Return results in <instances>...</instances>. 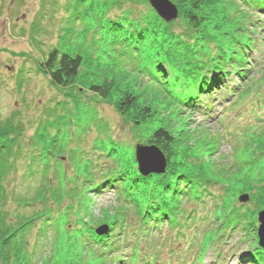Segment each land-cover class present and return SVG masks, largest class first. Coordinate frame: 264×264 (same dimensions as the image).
I'll return each mask as SVG.
<instances>
[{
    "label": "trees",
    "instance_id": "16d2710c",
    "mask_svg": "<svg viewBox=\"0 0 264 264\" xmlns=\"http://www.w3.org/2000/svg\"><path fill=\"white\" fill-rule=\"evenodd\" d=\"M171 1L178 7V16L187 29L203 34L207 43L214 34L208 36L205 29H211L223 39V46L216 50L217 54L210 55L198 39L193 43L187 41L184 48L188 58L174 50L169 42L170 34L166 46H161L157 43L158 33L174 20L165 22L152 9L153 17L148 18L150 26L145 24L130 30L134 33L131 41L136 43L135 48L140 44L148 51V57L140 59L139 64L142 73L156 80L151 82L150 94H158L161 103L172 108L175 118H180L173 111L175 106L181 111L189 110L191 117L192 113L213 112L214 106L221 105L218 124L222 126L230 113L239 115L255 125L256 133L261 136L258 145L245 146V158L237 170L231 171L224 163L226 170L215 172V162L213 167L205 165L204 156H197L196 151H208L209 156L218 153L219 131L205 126L194 128L189 120L181 127L149 128L143 121L153 118L154 110L141 102L138 83L133 88H123V84L116 87L113 77L89 82V90L99 98L114 99L118 114L131 124L134 139L160 148L166 160L165 171L142 176L135 167L134 154L133 157L126 154L118 144L109 149L101 140L95 143L97 146L93 144V149L109 158L110 166L106 164L96 178V171L88 166L69 179L59 177L55 171L49 176V166L57 161V151H54L56 136L49 140L47 131L39 136L41 148L32 160L42 162L38 171L42 179L29 186L26 194L14 190L11 194L16 206H34V210L31 214L18 211L10 214L4 209L7 194L4 181L7 182L11 167L7 161L13 140L2 135L10 131L19 133L22 128L14 123L19 116L12 114L11 123L0 121V264H118L126 260L129 264H218L221 240L228 241L233 230H241L243 239L255 241L256 214L264 208L261 207L264 204V68L257 69L256 61L252 62L257 52L264 56V38L260 37L264 31V0ZM261 22L258 29L256 24ZM252 31L259 36L254 37ZM194 57L200 60L196 62ZM80 64V54L70 55L53 48L37 62V68L54 86L69 87L77 78ZM230 74L238 80L228 87ZM7 129L10 131L5 133ZM81 172L83 180L77 176ZM100 187L116 190V205L102 208L98 216L90 199ZM242 192L249 194V201H238ZM34 222L38 223L40 234L43 232L41 237L49 240L36 244V247L48 246L37 257L26 239L28 226ZM101 224L109 229L98 235L95 230ZM49 228L53 231L51 237ZM60 243L62 254L57 253V257L48 249L60 250ZM258 249L255 247L248 253L250 264H264V255L263 262L258 261ZM210 251L212 260L206 263L203 260Z\"/></svg>",
    "mask_w": 264,
    "mask_h": 264
},
{
    "label": "rangeland",
    "instance_id": "374dc122",
    "mask_svg": "<svg viewBox=\"0 0 264 264\" xmlns=\"http://www.w3.org/2000/svg\"><path fill=\"white\" fill-rule=\"evenodd\" d=\"M152 9L145 0H0V121L7 120L11 123L10 116L15 114L19 116L16 117L18 121H14L16 127H22L19 133H11L7 129L5 133L10 132L2 135L13 140L7 161L11 167L7 173V182L4 181L7 191L4 209L10 214L13 211L31 214L34 210V206H16L11 194L13 190L15 193L26 194L29 186H35L42 179L39 173L42 162H33V155L41 148L38 139L42 133L49 131V140L56 136L54 151H57V161L50 163L49 176L55 171L59 177L65 176L67 179L74 177L86 166L89 170L93 167L96 178L107 165L110 166L109 158L99 155L93 149V144H98L101 140L106 142L109 149L117 144L122 146L131 157L134 156L135 145L142 143L133 138L132 126L118 114L114 99L99 98L89 90V82L96 83L113 77L116 87L123 84V88H133L138 83L142 94L141 102L154 110L153 118L143 121L149 128L160 125L167 128L181 127L184 121L189 120L194 128L202 129L205 126L211 131H219L220 137L216 143L218 153L209 156L208 151H196L197 156H204L205 165L212 166L213 161L215 162V172L225 171V165L231 167V171L237 170L245 158L247 146L258 145L261 136L256 133L255 125L245 122L239 115L233 116L235 114L230 113L229 116L232 117L228 116L229 119L222 126L218 124L217 112L222 109L221 105L214 106L213 112L208 110L205 114L192 113L191 117L189 110L181 111L175 106L173 111L180 116L175 118L172 108L163 105L158 94H150L151 82L156 80L142 73L143 68L139 64L140 59L148 57V51L140 44L135 48L136 43L131 41L134 33H130V30L145 24L150 26L148 18L153 17L155 11ZM169 25L158 33L157 43L166 46L170 34L169 42L173 43L174 50L177 49L186 58L189 57L184 48L187 41L193 43L198 39L199 44H203V49L209 51L210 55L217 54L216 50L222 49L223 39L211 29H205L208 36L211 32L214 34L207 43L203 34L187 29L179 16ZM261 25L262 22L256 24L258 29ZM252 33L255 34L254 37L259 36L254 31ZM263 33L264 31L260 34L261 38H264ZM53 48L70 55L80 54L81 64L72 86H54L37 68V62L43 60ZM261 54L257 52L255 60H252V63L256 61L254 66H258L257 69L264 68V56ZM193 60L197 62L200 57H194ZM154 70L160 72L159 69ZM229 77L226 81L228 87L238 80L236 75L230 74ZM216 95L219 98L218 91ZM246 113L250 114L248 111ZM135 167L137 168V163ZM77 176L82 180L84 178L82 172ZM99 189L97 195L92 194L90 199L94 214L98 216L102 208L116 205V190ZM49 231L48 235L51 237L53 231L51 228ZM26 232L29 248L35 250L37 257L48 246L36 247V244H44L48 239L41 237L43 232L40 234L37 222L28 226ZM229 235L228 241L221 240L218 264H250L252 259L247 252H252L256 247V238L255 241L247 240V237L243 239L242 232L238 229ZM176 241L179 243L178 239ZM59 248L57 251L51 247L48 250H52L58 257L57 253L62 254L61 243ZM211 252L207 253L204 262H211ZM256 252L259 254L258 261L263 262V252L260 248ZM216 253L213 252L215 255ZM118 264L129 263L126 260Z\"/></svg>",
    "mask_w": 264,
    "mask_h": 264
},
{
    "label": "water",
    "instance_id": "95a60500",
    "mask_svg": "<svg viewBox=\"0 0 264 264\" xmlns=\"http://www.w3.org/2000/svg\"><path fill=\"white\" fill-rule=\"evenodd\" d=\"M157 14L165 21L169 22L178 16V7L171 0H147ZM135 159L137 168L141 175L145 176L151 173H163L166 167V160L163 152L156 145H135ZM238 200L246 202L249 200L248 193L240 194ZM259 226L257 229L258 244L264 248V209L257 213ZM106 224H101L96 228L98 235H103L108 231Z\"/></svg>",
    "mask_w": 264,
    "mask_h": 264
},
{
    "label": "snow or ice",
    "instance_id": "6c2138e0",
    "mask_svg": "<svg viewBox=\"0 0 264 264\" xmlns=\"http://www.w3.org/2000/svg\"><path fill=\"white\" fill-rule=\"evenodd\" d=\"M261 207H264V204H262Z\"/></svg>",
    "mask_w": 264,
    "mask_h": 264
}]
</instances>
